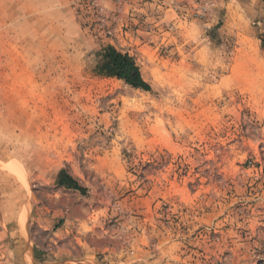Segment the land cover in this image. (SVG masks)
I'll return each instance as SVG.
<instances>
[{
    "label": "rangeland",
    "instance_id": "obj_1",
    "mask_svg": "<svg viewBox=\"0 0 264 264\" xmlns=\"http://www.w3.org/2000/svg\"><path fill=\"white\" fill-rule=\"evenodd\" d=\"M0 264H264V0H0Z\"/></svg>",
    "mask_w": 264,
    "mask_h": 264
},
{
    "label": "trees",
    "instance_id": "obj_2",
    "mask_svg": "<svg viewBox=\"0 0 264 264\" xmlns=\"http://www.w3.org/2000/svg\"><path fill=\"white\" fill-rule=\"evenodd\" d=\"M96 56L98 58L97 74L121 80L134 89L151 90L150 85L143 79L139 66L128 53L121 52L112 45H105L97 52ZM56 181L61 187L85 193V188L64 169L58 172Z\"/></svg>",
    "mask_w": 264,
    "mask_h": 264
}]
</instances>
